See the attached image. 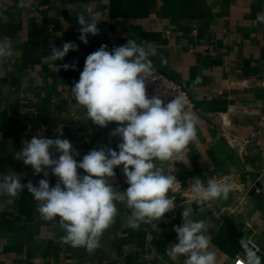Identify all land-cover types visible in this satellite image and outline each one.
<instances>
[{
  "label": "crops",
  "instance_id": "crops-1",
  "mask_svg": "<svg viewBox=\"0 0 264 264\" xmlns=\"http://www.w3.org/2000/svg\"><path fill=\"white\" fill-rule=\"evenodd\" d=\"M20 0H0V39L11 38L15 55L0 68V180L8 172L38 186L43 174L15 159L24 140L42 135L68 139L80 153L101 146L118 151L119 137L110 135L117 125L100 128L85 120V109L71 92L86 57L107 45L111 51L127 39L150 41L157 55L154 69L180 83L197 107V139L187 147L190 166L164 162L158 166L183 183L199 178L230 175L233 189L228 198L213 201L201 213L191 205L195 218L204 220L210 250L242 258L240 240L252 237L264 260V0H33L22 9ZM68 4L92 5L102 13L99 34L80 41V25ZM79 11V9H78ZM64 22L69 27L65 28ZM66 42L78 45L63 61H50L51 48ZM166 58L162 64L160 57ZM53 64L75 65L53 71ZM223 126L247 140L241 152L221 133ZM59 153L54 158H58ZM122 165L114 169L113 186L128 187ZM50 186L57 182L49 169ZM79 174H85L82 169ZM0 196V264H182L166 255L177 243L174 226L182 223V205L166 213L158 230L141 224L127 226L129 210L118 204L113 224L101 237L93 254L62 244L58 223L40 219L37 202L25 189L13 203ZM183 206H187L184 204Z\"/></svg>",
  "mask_w": 264,
  "mask_h": 264
},
{
  "label": "clouds",
  "instance_id": "clouds-1",
  "mask_svg": "<svg viewBox=\"0 0 264 264\" xmlns=\"http://www.w3.org/2000/svg\"><path fill=\"white\" fill-rule=\"evenodd\" d=\"M33 0H20L19 7L28 9ZM68 11L75 12L80 27L79 39L88 43V36L99 34L98 23L102 13L94 11L92 5L68 4ZM79 9V11H78ZM257 22L264 23V12L257 15ZM0 21L7 22V16L0 11ZM65 28L69 27L64 22ZM78 50V45L66 42L62 48L52 47L50 61H63L69 51ZM15 55L11 38L0 39V66ZM157 55L154 43L127 39L111 51L107 45L89 54L83 70L71 92L77 104L85 109V120L100 128H107L115 122L110 135L119 137L117 150L101 146L90 150L79 161L80 153L68 139L33 136L23 141L22 149L15 159L25 166H31L34 175L43 174L38 186L31 181L21 182V177L8 172L0 180V196H7L13 203L19 194L27 190L37 202L41 220L58 223L64 235L62 244L83 248L93 254L100 247L101 237L113 224L118 214V204L130 212L127 226L139 230L141 224L158 230V222L166 213L176 208L173 195L180 184L177 177L166 174L164 162L183 163L190 166L187 147L197 139L199 117L186 110L188 101L180 95L163 100L159 95H149L147 80L154 77V65L150 57ZM161 63L167 60L160 57ZM75 69V65L53 64V71L61 68ZM6 73L0 68V77ZM59 153L58 158H54ZM122 167L128 187L118 191L112 183L116 176L114 169ZM57 177L50 186L49 171ZM82 169L85 174L78 173ZM234 185L217 178L207 183L199 178L190 185L191 197L183 203L182 223L174 226L177 243L169 244L166 255L173 261L183 257L182 264H236L226 253L217 254L210 250L208 226L204 220L195 218L191 205L195 203L201 213L219 198L227 199ZM171 193L172 195H169ZM243 257L238 264H264L258 255L260 249L252 237L240 240Z\"/></svg>",
  "mask_w": 264,
  "mask_h": 264
},
{
  "label": "built area",
  "instance_id": "built-area-1",
  "mask_svg": "<svg viewBox=\"0 0 264 264\" xmlns=\"http://www.w3.org/2000/svg\"><path fill=\"white\" fill-rule=\"evenodd\" d=\"M147 90L149 95L152 94L159 95L166 102L167 100H170L177 95L183 96L188 101L186 105V110L194 112L195 114L197 113V107L193 102V100L190 98L185 88L177 81L171 79L170 77H168L167 75L156 69L154 72V77H149L147 80ZM221 133L231 147L238 149L241 152L245 149L247 140L232 134L227 126L222 127ZM260 172L264 173V166L261 167ZM167 174H171V173H167ZM211 178L221 179L227 183L232 184V179L230 175H217ZM178 181H180V184L177 186V190L175 191V193H173V195L176 197V207L190 199L191 197L190 185L193 183V181L183 183L179 179ZM203 182H205L206 184L207 180ZM169 195L172 194L169 193ZM239 259L240 258L234 259L233 261H235L236 264H238Z\"/></svg>",
  "mask_w": 264,
  "mask_h": 264
}]
</instances>
